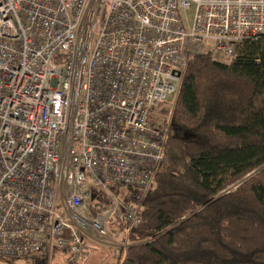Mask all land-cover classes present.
Listing matches in <instances>:
<instances>
[{
    "label": "built area",
    "instance_id": "1",
    "mask_svg": "<svg viewBox=\"0 0 264 264\" xmlns=\"http://www.w3.org/2000/svg\"><path fill=\"white\" fill-rule=\"evenodd\" d=\"M264 36V0H0V257L72 264L126 232L187 62Z\"/></svg>",
    "mask_w": 264,
    "mask_h": 264
},
{
    "label": "trees",
    "instance_id": "2",
    "mask_svg": "<svg viewBox=\"0 0 264 264\" xmlns=\"http://www.w3.org/2000/svg\"><path fill=\"white\" fill-rule=\"evenodd\" d=\"M163 158L115 264H264V36L187 62Z\"/></svg>",
    "mask_w": 264,
    "mask_h": 264
},
{
    "label": "rangeland",
    "instance_id": "3",
    "mask_svg": "<svg viewBox=\"0 0 264 264\" xmlns=\"http://www.w3.org/2000/svg\"><path fill=\"white\" fill-rule=\"evenodd\" d=\"M172 107V99L163 104V108L168 110V114H161L159 109H155L153 115H155L159 120L166 124L169 122L170 110ZM181 136L186 139L193 138V134L189 131H184L181 133ZM115 245H100V244H92L89 252L87 253L85 260H81L76 264H115L118 251L120 249L121 243L120 241L116 242ZM33 260L30 259H10L6 257H0V264H48V262L41 258L40 256L32 257ZM49 264H69L66 261V256L60 252L55 251L52 254V258Z\"/></svg>",
    "mask_w": 264,
    "mask_h": 264
},
{
    "label": "crops",
    "instance_id": "4",
    "mask_svg": "<svg viewBox=\"0 0 264 264\" xmlns=\"http://www.w3.org/2000/svg\"><path fill=\"white\" fill-rule=\"evenodd\" d=\"M31 260H33V259L31 258Z\"/></svg>",
    "mask_w": 264,
    "mask_h": 264
}]
</instances>
